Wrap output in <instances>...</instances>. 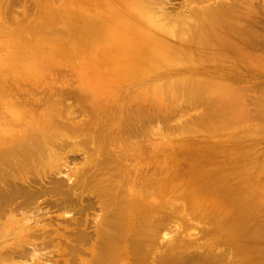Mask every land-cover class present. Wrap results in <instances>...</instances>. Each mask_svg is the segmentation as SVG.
Masks as SVG:
<instances>
[{
	"label": "bare ground",
	"instance_id": "6f19581e",
	"mask_svg": "<svg viewBox=\"0 0 264 264\" xmlns=\"http://www.w3.org/2000/svg\"><path fill=\"white\" fill-rule=\"evenodd\" d=\"M258 2L9 1L0 13V264L63 243L66 264H264V142L254 127L238 134L264 118V84L255 98L244 85L264 71ZM65 66L82 112L62 105L53 81L58 98L40 111L32 81ZM135 79L145 90L113 91ZM165 125L170 141L146 167L149 137H166ZM78 152L83 163L70 167ZM53 212L78 216L51 228Z\"/></svg>",
	"mask_w": 264,
	"mask_h": 264
},
{
	"label": "rangeland",
	"instance_id": "374dc122",
	"mask_svg": "<svg viewBox=\"0 0 264 264\" xmlns=\"http://www.w3.org/2000/svg\"><path fill=\"white\" fill-rule=\"evenodd\" d=\"M9 1L10 0H5V4H2L3 6H1L0 8V13H2L4 7H6L9 4ZM167 1L169 4L170 3L172 4L171 5L172 8L170 9L177 7L176 3H179V6H180L182 2V0H170V1L167 0ZM255 2L259 3L258 0H255ZM18 4H20V2H18ZM18 4L16 3V5ZM16 8L17 10L14 9L13 11L15 13H19L18 11H20L21 7L16 6ZM260 18L262 20L261 29L264 30V13H262ZM245 73L250 74L252 72L246 69ZM52 81L57 86H60V85L62 86L63 95H60V100L62 101V105L70 109L71 112H73L74 109L79 113L82 112V108L84 107L83 100L77 96V87L73 79L70 66H65L61 70L51 71L44 81H37V82L32 81V89H31L32 93H30V99L32 97V102L35 103L37 108L40 111H46L45 107H46V104H48V101L51 99L58 98L56 95L50 94L46 86V83H50ZM263 84H264V71L263 72L260 71V73L258 74L254 73L252 76H250V78L247 80V82H245L244 85L246 89L248 90L249 96H254L255 98L258 96V93L255 90L262 87ZM144 87H145V80L135 79L130 82L128 81L121 82V83L119 82L118 85L114 86L113 91L115 92V94H118L120 97L123 98V97H126L129 94V92L132 90L134 91L145 90ZM189 112L191 113H189L188 116L189 115L191 116V115H194V113H197L194 111H189ZM112 113L114 112L112 111ZM79 118L80 116L78 117V119ZM176 123H177L176 121L172 120L169 123V126L177 125ZM165 126H166V129L164 130L163 134H165L166 137H163L160 133H158V135H150L149 137L152 141H154V143L151 144L149 153L142 159V162L144 163V166L146 164V167H152L157 162L158 160L157 152L159 148H163V146L167 145L170 141L167 139L163 140L164 138H167V134H168L167 125ZM252 127H254L257 131L256 134L254 133V136L257 137V139H260L261 141L263 140L264 142V118H261V119L254 118L253 120H245L242 123L240 129L238 130V134L242 133L243 135H246V134L251 135V132H249V129ZM78 133L79 132H77L76 134ZM79 154H81V152L71 153L69 155V159L72 160L69 163L70 167L74 168V166L75 167L81 166V164L83 163V157L79 156ZM49 215H51V220H46L47 221L46 223L49 222L48 225H50L51 228L61 227L60 225H58V223H62V224L64 223V220L62 219V217L69 219L73 215L78 216V214H74L73 212L66 214V215H64L62 212H53V213H49ZM90 216L93 217L94 215H90ZM64 245H66V243H63L58 247L47 246L44 249H39L36 251V254L32 257V259L30 258L26 260V264H66L64 261V257L61 255V253L66 252Z\"/></svg>",
	"mask_w": 264,
	"mask_h": 264
}]
</instances>
